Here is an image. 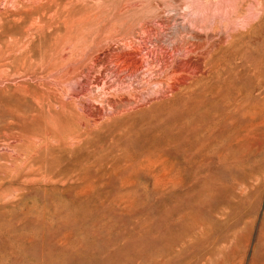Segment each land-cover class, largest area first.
Instances as JSON below:
<instances>
[{
	"label": "rangeland",
	"instance_id": "374dc122",
	"mask_svg": "<svg viewBox=\"0 0 264 264\" xmlns=\"http://www.w3.org/2000/svg\"><path fill=\"white\" fill-rule=\"evenodd\" d=\"M33 1L0 0V264H229V201L264 180V0H41L40 16L28 15ZM226 8L241 17L223 16ZM257 25L259 82L237 65L229 91L178 100L146 91L141 103L104 105V120L77 125L59 95L86 82L62 92V74L87 68L93 56L113 71L110 57L129 43L148 63L181 46L206 58L219 38ZM50 44L46 82L31 72ZM199 64L203 80L209 68ZM104 76L116 83V74Z\"/></svg>",
	"mask_w": 264,
	"mask_h": 264
},
{
	"label": "bare ground",
	"instance_id": "6f19581e",
	"mask_svg": "<svg viewBox=\"0 0 264 264\" xmlns=\"http://www.w3.org/2000/svg\"><path fill=\"white\" fill-rule=\"evenodd\" d=\"M30 1V0H28ZM239 2V0H237ZM2 2V1H1ZM5 2L13 3L14 0H5ZM19 2V1H18ZM26 2V1H25ZM48 2V1H47ZM241 2V1H240ZM4 3V2H3ZM41 3V0H40ZM38 1L34 2L30 5L32 11L29 12L28 15L34 14L40 16L37 5ZM78 3V2H77ZM6 4V3H5ZM6 4V5H8ZM19 4V3H18ZM24 4V2L22 3ZM43 4V2H42ZM48 4V3H47ZM203 4V3H202ZM206 4V3H205ZM219 5V3H217ZM216 4V5H217ZM11 5V4H10ZM15 5V4H14ZM29 5V2L28 4ZM208 5V4H207ZM4 6V5H3ZM25 6V4H24ZM15 7V6H13ZM29 7V8H30ZM55 7V5H54ZM241 8V5L238 6ZM2 8V7H1ZM5 8V7H4ZM27 8V7H26ZM58 6H56L57 10ZM200 8V6H199ZM209 8V7H208ZM239 8V9H240ZM12 9V8H11ZM49 9H51L49 4ZM71 9V8H70ZM222 9V8H221ZM22 10V9H21ZM198 10V9H197ZM203 10V9H202ZM225 10V9H224ZM221 10V14L230 15L235 14L236 17H241L239 11L231 10L226 8V12ZM231 10V11H229ZM23 11V10H22ZM55 11V10H54ZM62 11V10H61ZM64 11V10H63ZM216 11V9H215ZM219 13V9L217 10ZM26 12V9L25 11ZM42 12V11H41ZM47 12V11H46ZM56 12V11H55ZM65 12V11H64ZM217 12V13H218ZM235 12V13H234ZM16 13V12H15ZM63 13V12H61ZM215 13V12H214ZM216 13V14H217ZM20 14V13H19ZM43 14V12H42ZM59 14V13H58ZM57 14V15H58ZM68 14V12H67ZM44 15V14H43ZM53 13L51 14V16ZM57 15H55L57 17ZM66 15V14H64ZM49 16V15H48ZM54 16V17H55ZM225 16V17H226ZM31 17V16H30ZM43 17V16H42ZM50 17V16H49ZM48 17V18H49ZM55 17V19H56ZM70 17V16H68ZM36 18V17H35ZM64 18V17H63ZM66 18V17H65ZM208 18V17H207ZM14 20V18H12ZM38 19V18H37ZM58 19V18H57ZM61 19V18H60ZM59 19V20H60ZM68 19V18H67ZM90 19V18H89ZM223 19V17L221 18ZM228 19H231L228 17ZM18 20V19H17ZM16 20V21H17ZM54 20V19H52ZM66 20V19H65ZM70 20V18H69ZM68 20V21H69ZM216 20V19H215ZM226 22L227 19L224 18ZM63 21V20H62ZM205 21V20H204ZM209 21V20H208ZM219 21V20H218ZM232 21V20H231ZM246 21V20H245ZM10 22V21H9ZM13 22V21H12ZM18 23L20 22L17 21ZM31 22V21H30ZM47 22V21H46ZM52 22V21H51ZM58 22V21H57ZM67 22V21H66ZM65 22V23H66ZM87 22V21H86ZM217 22V21H216ZM221 22V21H220ZM219 22V23H220ZM225 22V23H226ZM233 22V21H232ZM14 23V22H13ZM49 23V22H48ZM207 23V22H206ZM217 23V24H219ZM224 23V21H223ZM17 24V23H16ZM35 24V23H33ZM55 24V22H54ZM192 24V23H191ZM201 24V23H200ZM213 24V23H212ZM221 24V23H220ZM230 24V23H229ZM244 24V21L241 22V25ZM247 24V23H246ZM29 25V24H28ZM42 25V24H41ZM51 25V24H50ZM227 29V24H224ZM232 25V24H230ZM240 25V24H239ZM240 25V26H241ZM260 25V22H259ZM257 25L252 31L244 32L240 34L234 35L230 34L228 36L221 37L217 41L211 42L213 47L212 53H208L206 58L202 57L199 54H195L193 50L189 49L188 46L185 48L184 46L181 48H177L172 50V54L165 57L164 55L152 57L151 63H148L147 60H138L136 57L141 53V46H133L132 43H129L126 51H119L115 53L111 58V63L114 65V70H108L107 66L102 65L99 67V62L104 63V57L93 56L91 58L90 64L86 67H82L80 69L68 72L67 74H62V79L60 83L65 88H72L75 83H79L81 79L85 83H79L76 89H71L68 94H64L57 91L60 96H62V100L67 102L64 103L65 108L70 107L71 112L69 113L71 119H73L74 123H80V121L87 122H98L104 120L106 118V112L103 108L104 105L107 107L116 106V103H141V98L143 97V93L146 91H152L157 100H166L168 96L177 95V100L180 95H192L195 93L198 95V98H203L206 95H210L213 92L215 93V88L219 87L225 91L228 89V84H230L231 80L234 77V69L237 65H240L245 68L246 71L253 72L255 80L253 82H259L262 78V57L260 52V42L262 41V34L260 32V26ZM30 26V25H29ZM28 26V27H29ZM35 26V25H34ZM38 26V25H37ZM33 32L31 30L30 33H35V29ZM49 26V24L47 25ZM65 26V25H64ZM197 26V25H196ZM236 26V25H235ZM239 26V27H240ZM246 26V25H245ZM42 27V26H41ZM17 28V27H15ZM32 29V26L30 27ZM29 28V29H30ZM67 28V23H66ZM231 28V27H230ZM237 28V27H236ZM247 28V27H246ZM244 27V29H246ZM9 29V28H8ZM28 29V30H29ZM41 29V28H40ZM51 29V28H50ZM76 29V28H75ZM139 29V28H138ZM149 29V28H148ZM234 29V28H231ZM49 30V29H46ZM204 30V29H203ZM238 30V28H237ZM241 30V29H240ZM243 30V29H242ZM2 31V30H1ZM39 30H37L38 32ZM44 31V30H43ZM116 31V30H115ZM229 31V28H228ZM231 31V30H230ZM234 30H232L233 32ZM26 32V29H25ZM28 32V31H27ZM28 32V33H29ZM41 32V31H40ZM54 32V31H53ZM144 32V31H142ZM219 32V30H218ZM224 32V30H223ZM24 33V31H23ZM29 33V34H30ZM43 33V32H41ZM49 33L50 32L49 30ZM152 33V32H151ZM207 33V32H206ZM220 33V32H219ZM226 33V32H225ZM7 34V33H6ZM204 34V33H203ZM212 34V33H211ZM221 34V33H220ZM228 34V33H227ZM225 34V35H227ZM11 35V34H10ZM19 35V34H18ZM21 35V34H20ZM39 37V34H36ZM50 34H48L49 37ZM110 34H108L109 36ZM146 35V34H145ZM218 35V34H217ZM12 36V35H11ZM29 36V35H28ZM44 35H41V37ZM55 36V35H54ZM135 36V35H134ZM214 36V35H213ZM220 36V35H219ZM37 37V36H36ZM50 37H53L50 35ZM56 37V36H55ZM217 37V36H216ZM215 37V38H216ZM16 38V37H15ZM27 38V37H26ZM25 38V39H26ZM14 39V38H13ZM33 39V38H32ZM119 39V38H118ZM130 39V38H129ZM133 39V38H132ZM212 39V38H211ZM217 39V38H216ZM28 40V38L26 39ZM30 40V39H29ZM28 40V41H29ZM145 40V39H144ZM213 40V39H212ZM12 41V40H11ZM15 41H18L17 39ZM33 41V40H32ZM121 41H123L121 39ZM146 41V40H145ZM209 41V40H208ZM211 41V40H210ZM26 42V41H25ZM128 42V39L126 40ZM133 42V41H132ZM137 42V41H135ZM17 43V42H16ZM23 43V42H22ZM28 43V42H27ZM96 43V42H95ZM123 43V42H120ZM208 43V42H207ZM32 44V43H31ZM66 44V43H65ZM69 44V43H68ZM73 44V43H72ZM106 44V43H105ZM114 44V43H113ZM190 44V43H189ZM210 44V43H209ZM262 44V43H261ZM27 45V44H26ZM25 45V46H26ZM92 45V44H91ZM111 45V44H110ZM116 45V44H115ZM122 45V44H121ZM135 45V44H134ZM187 45V44H186ZM192 45V44H191ZM208 45V44H207ZM8 46V45H7ZM28 46V45H27ZM31 46V45H30ZM194 46V45H193ZM204 46V45H203ZM210 46V45H209ZM21 47V46H20ZM77 47V45H76ZM105 47V46H104ZM176 47V46H175ZM178 47V46H177ZM192 47V46H191ZM26 49V47H24ZM23 48V49H24ZM28 48V47H27ZM42 48V46L40 47ZM72 48V47H71ZM167 48V47H166ZM195 48V47H193ZM201 48V47H200ZM204 48V47H203ZM9 49V48H8ZM54 49V48H53ZM121 49V48H120ZM173 49V48H172ZM6 50V49H5ZM22 50V48H21ZM37 50V49H36ZM40 50V49H39ZM51 50V44L45 45L42 52L39 54L38 63L36 64L35 69L31 72L33 77H38V80H45V76H51V72L53 68L52 57L53 55H49V51ZM124 50V49H123ZM204 50V49H203ZM14 51V50H13ZM102 51V50H101ZM202 51V50H201ZM20 52V49H19ZM27 52V51H25ZM55 52V51H54ZM82 52V51H81ZM168 52V51H167ZM169 52V53H171ZM179 52L181 54H179ZM8 53V52H7ZM38 53V52H37ZM49 53V54H48ZM67 53V52H66ZM74 53V52H73ZM114 53V52H113ZM161 53V52H160ZM164 53V52H163ZM5 51L0 49V59L4 57ZM18 55L17 53H15ZM52 54V53H51ZM60 55V54H59ZM73 55V54H72ZM80 55V54H79ZM84 55V54H83ZM105 55V54H104ZM108 55V54H107ZM112 55V54H111ZM205 55V54H204ZM15 56V55H14ZM26 56V55H25ZM50 56H52L50 58ZM77 57V56H76ZM71 58V57H70ZM80 58V57H79ZM88 58V57H87ZM146 58V57H145ZM82 59V58H81ZM80 59V60H81ZM84 59V58H83ZM62 60V58H61ZM204 60L205 66H208L209 70L208 76L205 79H198V73L200 70V62ZM233 60H238V63H234ZM55 61V60H54ZM69 61V60H68ZM77 61V60H75ZM149 61V60H148ZM32 62V61H31ZM65 62V61H64ZM82 63V62H81ZM83 64V63H82ZM62 65V64H61ZM80 65V64H79ZM22 66V65H21ZM55 66V65H54ZM84 66V65H83ZM80 67V66H79ZM99 67V70L96 71V68ZM202 68V67H201ZM241 68V67H240ZM22 69V67H21ZM75 69V68H74ZM239 69V68H238ZM243 69V68H242ZM70 70V69H69ZM241 70V69H240ZM244 70V69H243ZM57 71V70H55ZM96 72L97 77L93 76V72ZM245 71V72H246ZM242 72V71H241ZM5 73V72H4ZM29 73V72H28ZM111 73L116 74L117 79L115 84H108L105 79L104 74ZM205 73V72H204ZM3 74V73H0ZM51 74V75H50ZM121 74H125L121 76ZM203 74V73H202ZM64 75V76H63ZM110 75V74H109ZM236 75V74H235ZM249 75V74H248ZM238 76V75H237ZM252 76V75H251ZM243 77V76H242ZM253 77V76H252ZM59 78V77H58ZM238 78V77H237ZM130 79L129 86H125V80ZM207 80H212L214 83H207ZM240 80V79H239ZM244 80V79H243ZM242 80V81H243ZM253 80V79H252ZM46 81V80H45ZM57 81H59L57 79ZM82 81V80H81ZM206 81V82H204ZM47 82V81H46ZM45 82V83H46ZM211 82V81H209ZM233 82V81H232ZM235 83V82H234ZM237 83V82H236ZM235 83V85H236ZM239 83V82H238ZM44 83H42L43 85ZM53 84V83H52ZM56 84V83H55ZM73 84V85H72ZM135 84H139L142 88L139 90L138 88L133 87ZM58 85V84H56ZM72 85V86H71ZM244 85V84H243ZM17 86V85H16ZM44 86V85H43ZM234 86V85H232ZM239 86V85H238ZM234 87V88H238ZM259 86V85H256ZM37 87H39L37 85ZM46 87V86H45ZM41 88V86H40ZM43 88V87H42ZM50 88V87H49ZM92 88L96 89L97 97L92 98ZM245 88V87H244ZM45 89V88H43ZM54 89V88H53ZM130 89V91H128ZM247 90L249 88H246ZM255 87L253 88V90ZM252 90V91H253ZM258 89H256L257 91ZM217 91V90H216ZM229 91V89H228ZM232 91V90H231ZM230 91V92H231ZM250 91V92H252ZM149 92V93H150ZM222 92V91H220ZM54 93V92H53ZM152 93V94H153ZM225 93V92H224ZM234 93V92H233ZM244 93V91H243ZM32 94V93H31ZM57 94V95H58ZM148 94V93H146ZM223 94V92L221 93ZM230 94V93H228ZM227 94V95H228ZM214 95V94H213ZM232 95V92H231ZM235 95V94H234ZM152 96V95H151ZM229 96V95H228ZM147 97V96H146ZM208 97V96H207ZM238 97V96H237ZM19 98V97H18ZM61 98V97H60ZM175 98V99H176ZM183 98V97H182ZM188 98V97H187ZM247 98V97H246ZM41 99V97H40ZM57 99V98H55ZM144 99V98H143ZM215 99V98H214ZM255 99V98H254ZM36 100V99H35ZM183 100V99H182ZM194 100V99H193ZM213 100V99H212ZM242 100V99H241ZM38 101V100H37ZM192 101V100H191ZM249 101V100H248ZM50 102V101H49ZM193 102V101H192ZM213 102V101H212ZM215 102V101H214ZM221 102V101H220ZM232 102V101H231ZM244 102V101H243ZM243 102L241 105H243ZM39 103V102H38ZM60 103V101H59ZM205 103V102H204ZM250 103V102H249ZM35 104V103H34ZM196 104V102H195ZM201 104V103H198ZM232 104V103H231ZM230 104V105H231ZM235 104V102H234ZM257 104V103H256ZM255 104V105H256ZM207 105V104H206ZM216 105V104H215ZM245 105V104H244ZM60 106V105H59ZM237 106V105H236ZM105 107V106H104ZM118 106H116L117 108ZM127 107V106H126ZM232 107V106H231ZM263 107V106H262ZM137 108V107H136ZM204 108V107H203ZM234 108V107H233ZM245 108V107H244ZM1 109V108H0ZM3 109V108H2ZM5 109V108H4ZM54 109V108H53ZM111 109V108H110ZM113 109V107H112ZM128 109H131L128 107ZM62 110V109H61ZM205 110V109H204ZM214 110V109H212ZM256 110V109H255ZM113 111V110H111ZM258 111V110H257ZM67 112V110H65ZM121 112V111H120ZM260 112V111H259ZM7 113V112H6ZM255 113V112H254ZM261 113V112H260ZM259 113V114H260ZM2 114V112H1ZM110 114V113H108ZM118 114V113H116ZM68 115V114H67ZM115 115V114H113ZM256 115V113H255ZM108 116V115H107ZM111 116V115H110ZM23 119V118H22ZM58 120V119H57ZM72 123V122H71ZM73 123V124H74ZM84 123V122H83ZM194 123V122H193ZM85 124V123H84ZM77 125V124H76ZM86 125V124H85ZM89 124H87L88 126ZM75 126V125H73ZM70 127V125H69ZM76 127V126H75ZM81 127V125H80ZM67 128V127H66ZM93 128V127H92ZM79 129V128H78ZM83 129V128H82ZM71 130V129H70ZM81 130V129H80ZM69 131V130H68ZM66 132V131H65ZM81 132V131H80ZM83 132V131H82ZM72 133V132H71ZM77 133V132H76ZM79 133V132H78ZM86 133V132H84ZM81 134V133H80ZM83 134V133H82ZM81 134V135H82ZM79 135V134H77ZM76 135V136H77ZM68 136V135H66ZM78 137V136H77ZM80 138V137H79ZM81 139V138H80ZM65 141V140H64ZM49 142V141H48ZM87 142V141H86ZM49 144V143H48ZM50 146V145H49ZM30 148V147H29ZM97 148V147H95ZM56 149V148H54ZM58 149V148H57ZM201 150V149H200ZM202 151V150H201ZM250 149L248 148L245 153H249ZM72 155V154H71ZM32 157V156H31ZM50 157V156H49ZM147 157V156H146ZM71 158V157H70ZM73 159V157H72ZM72 159L69 161L72 163ZM72 160V161H71ZM81 161V160H80ZM69 162V163H70ZM84 162V161H83ZM63 163V162H62ZM49 165V164H48ZM73 165V164H72ZM75 165V163H74ZM73 165V166H74ZM93 165V164H92ZM11 166V165H9ZM71 166V164H70ZM77 166V165H75ZM81 165H79L80 167ZM62 167V166H60ZM233 167V166H232ZM68 168V167H67ZM88 169L87 166H84V169ZM78 169V168H77ZM82 169V168H81ZM145 169V168H144ZM90 170V169H89ZM13 171V170H12ZM48 171V170H47ZM79 171V170H78ZM83 171V169H82ZM32 172V171H31ZM100 172V171H99ZM71 173V172H70ZM261 173V172H260ZM255 176V175H254ZM38 177V176H37ZM54 177V176H53ZM41 178V176H40ZM50 178V177H49ZM86 179V178H85ZM248 179V178H247ZM164 180V179H163ZM257 180V179H256ZM76 181V180H75ZM177 181V180H176ZM250 184V183H249ZM242 188V187H241ZM240 191H242L240 189ZM239 191V192H240ZM264 192V180H257L254 184L248 185L245 184L243 187L242 195L239 198H235V196L231 199L229 204V227H228V262L229 264H264V199H262V193ZM232 197V196H231ZM228 207V205H227ZM228 245V244H227ZM227 259V257H226ZM156 264V263H155ZM163 264V263H162Z\"/></svg>",
	"mask_w": 264,
	"mask_h": 264
}]
</instances>
